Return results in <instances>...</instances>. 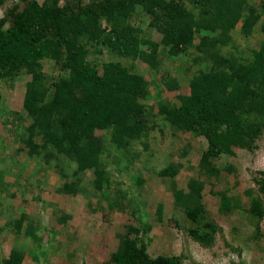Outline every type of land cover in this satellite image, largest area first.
I'll return each instance as SVG.
<instances>
[{
  "label": "trees",
  "instance_id": "obj_1",
  "mask_svg": "<svg viewBox=\"0 0 264 264\" xmlns=\"http://www.w3.org/2000/svg\"><path fill=\"white\" fill-rule=\"evenodd\" d=\"M6 1L0 0V5ZM249 3L248 0H92L83 6L81 0H45L42 4L32 0L19 14L11 13L8 30H3L7 18L1 19L0 81L15 79L23 71L31 76L24 108L32 123L21 140L29 149L28 156L39 162L62 158L75 163L70 174L74 181L62 188L63 193L71 195L82 187L78 173L88 170L95 174V190L114 184L108 159L115 150L122 154L116 164H125L118 172L130 175L140 188L146 182L144 172L155 170L151 171L150 165L138 168L135 161L151 148L149 136L159 126H167L175 134L203 137L208 148L202 154L199 174L189 180L186 191L178 190L174 196L177 206L192 223L203 224L206 182L201 177L219 179L221 170L214 161L223 154L235 156L236 149L254 151L264 130V43L259 49L249 50L246 58L239 56L233 35L235 24L244 17L242 34L251 36L260 21L264 32L261 13ZM140 15L149 19L150 32L159 33L161 41L132 23ZM89 46L95 53L102 55L105 49L118 59L100 65L91 58ZM224 49H229V53L225 54ZM190 54L194 55L192 64L199 67L190 79V94L180 96L177 103L160 102L156 121L147 104L150 82L133 71L130 64L143 63L149 71L158 72L161 55L176 59ZM45 58L61 66L52 97L48 96L51 89L43 83L44 77L38 71L40 61ZM167 80L170 90L179 88L176 81ZM1 99L0 95V102ZM5 114L6 111L0 110V116ZM98 131L103 135H98ZM138 145H142V151L135 149ZM187 154L188 150L183 149L182 155ZM161 168L155 172L158 177L175 178L182 165L168 163ZM234 170L230 164L225 167L227 172ZM62 177L69 176L64 173ZM254 181L264 195V172ZM116 193L118 198L106 195L112 210L120 209L127 200L126 191ZM246 194L251 196L252 190ZM220 197L221 211H231L233 198L225 192ZM262 205L255 199L249 213L257 215L256 209ZM162 209L161 206L158 212ZM25 221L26 217L13 227L18 237ZM203 227L191 230L190 234L203 247H210L218 231L211 223ZM26 235L43 241L32 224H28ZM140 242V238L131 240L123 236L113 255L115 262L181 264L177 257L149 258L147 247ZM15 247L2 264L24 263V248Z\"/></svg>",
  "mask_w": 264,
  "mask_h": 264
},
{
  "label": "rangeland",
  "instance_id": "obj_2",
  "mask_svg": "<svg viewBox=\"0 0 264 264\" xmlns=\"http://www.w3.org/2000/svg\"><path fill=\"white\" fill-rule=\"evenodd\" d=\"M31 1L8 0L0 5V20L7 18L4 31L11 26V13L19 14ZM36 1L42 4L45 0ZM248 1L261 13L263 22L264 0ZM90 2L92 0H81L83 6ZM63 3L64 1L61 5ZM245 20L246 17L235 24L233 35L238 52L241 53L239 56L247 58L250 55L249 50L259 49L264 43V32L261 31L260 21L253 34L245 36L241 32ZM132 23L141 27L154 40L161 41L162 36L159 33L150 32L149 19L145 15L135 17ZM90 50L91 58L100 65L118 59L111 53L108 54L105 49L102 55L95 53L91 47ZM224 53H229V49H224ZM193 56L190 54L187 57L168 59L161 55L162 66L158 72L149 71L143 63L130 64L133 71L141 73L150 82L151 96L147 104L155 114L156 121H159L156 114L160 102L177 103L180 96L190 94V79L199 69L192 64ZM60 67L48 58L39 63L38 71L44 77L43 83L51 89L48 92L49 97L56 90L53 83H59ZM167 79L176 81L179 88L170 90L166 85ZM30 81L31 76L25 71L15 79L0 81V110L7 113L0 116V139L2 136L4 138V144L0 142V152L4 148L6 155L12 156L11 161H15V167L18 158L22 163H30L29 170L22 173L23 176H31L34 170L39 172L36 179L39 178L36 181L31 179L33 182L27 184L36 204L31 203L27 207L28 202L22 197L23 192L15 184L17 177H11V191H6L9 194L8 198L5 195L6 201L10 204L0 202L4 216L8 214L9 207L17 212H21L23 208L25 212L31 213L28 215L30 218L33 216L35 229L39 232V236H36L43 239L41 242L33 240V237L26 235L27 226L24 228L16 243L26 253L23 264H117L113 255L117 252L123 236H128L131 240L140 238V245L147 247L146 252L151 259L177 257L181 264H264V195L254 181L259 173L264 172V130L254 151L236 149L235 156L228 157L223 154L214 161L216 168L221 170L219 179L201 177L206 182L203 200L206 211L201 225H195L186 217L184 210L177 206L174 196L178 190L186 191L189 180L198 176L199 163L208 143L205 138L192 133L175 134L173 129L163 126L161 121L163 127L159 126L149 136L151 148L144 155L141 154L140 160L135 161L138 168L144 169L146 165H150V170H155L154 173L144 172L146 182L143 186L138 188L130 175H121L118 172L125 164H116L115 161L122 154L114 150L108 159V169L114 175L111 180L113 185H106L101 191L95 190L93 170L81 172L78 173L81 179H78L82 187L75 194L69 195L72 200L66 202L65 197H61L62 201L59 203L56 194L63 195V186L74 181L70 174L75 170V163L62 158L50 163L39 162L28 156L29 149L21 140L26 128L32 123L24 108L26 86ZM7 133L10 137L4 135ZM97 134L103 135V132L98 131ZM137 148L142 151V145L135 149ZM183 149L188 150L185 157L182 155ZM168 163H180L182 168L175 178L158 177L155 172L163 166L166 167ZM228 164L234 167L233 172L225 171ZM64 173L68 174L67 179L62 177ZM23 181L25 180L22 179ZM50 187L55 190L57 188V192ZM119 188L128 193L127 200L123 207L112 210L106 195L109 193L110 197L118 198L116 192L121 190ZM248 190H252L251 196L246 194ZM223 192L233 198L231 211H221L220 194ZM3 194L4 192L0 193V198H3ZM255 199L263 204L256 209L257 215H263L261 218L256 213H249ZM58 204V211H55L54 207ZM161 206L163 209L159 213ZM206 223H211L218 231L215 242L210 247H203L190 234L191 230L202 228ZM13 241H16L13 236L6 237L4 242L0 241V264L3 263L5 254H9L15 246Z\"/></svg>",
  "mask_w": 264,
  "mask_h": 264
},
{
  "label": "crops",
  "instance_id": "obj_3",
  "mask_svg": "<svg viewBox=\"0 0 264 264\" xmlns=\"http://www.w3.org/2000/svg\"><path fill=\"white\" fill-rule=\"evenodd\" d=\"M4 135L10 137L9 133L4 134ZM2 138H3V136L1 137L0 142L2 144H4V138L3 139ZM4 151L5 150L3 148L2 152H0V153H2L1 154L2 156H0V186L2 188L0 193L4 192L3 198H0L1 204L5 203V202L10 204V202L8 200L6 201V199L9 196L8 193L11 191V186H12L11 177H15V179L17 177V179L15 181V184H16L18 190L23 192L22 197L24 196L23 198L25 199L26 202H28L27 207H30L31 203L36 204V201L34 202L35 199L32 197V193L30 192L31 190L29 189L27 184H29L30 182H33L31 179H35V181H36L39 178L38 177L36 179V177L39 175V172L34 170L31 176H28V177L23 176L22 173H24L27 170H29L30 163H26L25 161H23V163H22V160H20L18 158V160H16L17 166L15 167V165H14L15 161H13V160L11 161L12 156L11 155L7 156ZM22 179L25 180L26 183H25V181L22 182ZM50 188L53 189L54 192L55 191L57 192V188H56V190H55V188H52V187H50ZM6 194H7V198L5 196ZM56 196L59 199V203H61L60 201H62L61 197H65L64 200H66V202H67V200L70 201V199L71 200L73 199L71 196H69V194H65V193L63 195H60V194L57 193ZM46 205H48V204L46 203ZM46 205H44V206H46ZM46 207H48V206H46ZM18 208H20V207H18ZM58 208H59V204H58V206L54 207V210L58 211ZM7 213L8 214H6L4 216L3 209H2V211L0 209V238H1L0 241L4 242L6 237H12L13 236L16 239V241H13L15 246H16V243H17V241L19 239L18 235H16L15 231L13 230L14 229L13 227H17V226H15L16 222H18L22 218L26 217V221L22 225L23 226V231H24V228H26V226H28V224H32L33 228L35 229V222L32 220L33 216H32V218H30V216L28 215V214H31V213H29L28 211L25 212V209H23V208L21 209V212H19V211L17 212V210L14 209L13 207L12 208L9 207ZM23 231H22V233H23ZM18 244H19V242H18ZM15 246L13 248H11L9 254H7V255L5 254L6 258L9 257L11 251L14 248H16ZM0 252H2V251L0 250Z\"/></svg>",
  "mask_w": 264,
  "mask_h": 264
}]
</instances>
